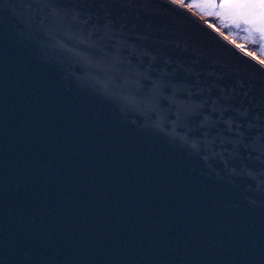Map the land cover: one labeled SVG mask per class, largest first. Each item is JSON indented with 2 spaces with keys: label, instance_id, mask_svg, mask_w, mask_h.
Wrapping results in <instances>:
<instances>
[{
  "label": "snow or ice",
  "instance_id": "6c2138e0",
  "mask_svg": "<svg viewBox=\"0 0 264 264\" xmlns=\"http://www.w3.org/2000/svg\"><path fill=\"white\" fill-rule=\"evenodd\" d=\"M197 5L233 23L264 14V3ZM162 22L159 0L10 6L4 31L20 60L5 87V123L20 134V154L0 264H172L173 255L217 243L264 252V229L253 238L220 194L141 139L155 137L202 175L264 199V87L197 68L187 46L161 35ZM64 84L79 95H66ZM95 105L134 117L137 132Z\"/></svg>",
  "mask_w": 264,
  "mask_h": 264
},
{
  "label": "water",
  "instance_id": "95a60500",
  "mask_svg": "<svg viewBox=\"0 0 264 264\" xmlns=\"http://www.w3.org/2000/svg\"><path fill=\"white\" fill-rule=\"evenodd\" d=\"M87 3L89 0H81ZM162 5L163 22L159 25L161 35L176 41L181 47L189 49V62L197 60V68H215L225 74L230 84L244 81L245 87L255 86L256 90L264 87V65H260L251 55L255 53L249 46L240 43L216 26L210 27L208 18L201 17L185 2L183 6H176L171 0H159ZM18 3V0H0V234L9 226L6 215V193H11L15 187L14 162L19 157L20 145L17 142V133L11 122L5 123V87L10 89V76L14 75L15 67L19 63L20 53L8 39L4 31L5 21L9 15V8ZM233 41L235 43H233ZM243 45L244 48L239 46ZM261 59L262 58L259 54ZM66 95L76 97L78 90L70 84L61 85ZM95 104L86 95L81 97ZM97 109L117 125H123L130 132H137L134 117L123 116L115 110L95 105ZM23 118L20 114L19 119ZM141 139L147 141L158 151L165 153L181 165L186 175L201 188L221 195L228 215L236 220L250 235L259 239L264 229V199L257 191L247 189L243 184L232 187L224 181L201 174L200 166L177 149L164 144L155 137L141 134ZM172 264H264V252L260 246L254 245L247 249L246 245L228 247L224 243H217L210 249H200L188 252L186 255H173L169 258ZM3 264H8L7 261Z\"/></svg>",
  "mask_w": 264,
  "mask_h": 264
},
{
  "label": "rangeland",
  "instance_id": "374dc122",
  "mask_svg": "<svg viewBox=\"0 0 264 264\" xmlns=\"http://www.w3.org/2000/svg\"><path fill=\"white\" fill-rule=\"evenodd\" d=\"M187 5L191 7L195 12H197L201 17L208 18L209 16L202 9V7L197 5V0H185ZM235 3H264V0H234ZM226 23H233L230 21H225ZM237 23H241L239 25H219L216 26L229 34L232 38L237 40L240 43H244L249 48L253 47L255 53L259 54L262 58H264V14H260L257 16L250 17L248 22L244 20H239ZM253 35L258 42L249 41V37ZM251 42V44L249 43ZM249 44V45H248ZM256 44V45H255ZM260 45V46H259Z\"/></svg>",
  "mask_w": 264,
  "mask_h": 264
},
{
  "label": "flooded vegetation",
  "instance_id": "af4514ba",
  "mask_svg": "<svg viewBox=\"0 0 264 264\" xmlns=\"http://www.w3.org/2000/svg\"><path fill=\"white\" fill-rule=\"evenodd\" d=\"M208 19L210 20V22L211 23H213V24H215V25H217V24H219V25H221V24H223V25H239V24H241V23H237V22H235V23H226L225 21H223V20H221V19H219V18H217V17H208ZM256 41V42H258L257 41V39L253 36V35H251V37H249V41ZM250 44H251V42H249ZM249 45V44H248ZM256 45V44H255ZM260 46V45H259Z\"/></svg>",
  "mask_w": 264,
  "mask_h": 264
},
{
  "label": "trees",
  "instance_id": "16d2710c",
  "mask_svg": "<svg viewBox=\"0 0 264 264\" xmlns=\"http://www.w3.org/2000/svg\"><path fill=\"white\" fill-rule=\"evenodd\" d=\"M250 49L254 50V48H253V47H251Z\"/></svg>",
  "mask_w": 264,
  "mask_h": 264
}]
</instances>
